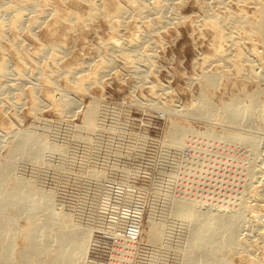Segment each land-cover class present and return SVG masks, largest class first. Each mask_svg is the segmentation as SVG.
Masks as SVG:
<instances>
[{
  "label": "rangeland",
  "instance_id": "rangeland-1",
  "mask_svg": "<svg viewBox=\"0 0 264 264\" xmlns=\"http://www.w3.org/2000/svg\"><path fill=\"white\" fill-rule=\"evenodd\" d=\"M2 1L3 3L5 2V0H0V5L3 4ZM51 1L56 3V4L53 3L54 5L52 4L51 8L57 7V10L63 13V15L64 13L68 12V9L74 7V4H72L71 0H64L67 2H64L63 0H62L63 2H61L60 0L59 2L57 0H54V1L51 0ZM167 1H166L167 9L165 8V10L162 13L157 14V16H154L155 14L153 15L156 19H160V18L163 19L164 17L165 19L163 20H167V22L164 23L163 26L162 24L154 25V27L157 26L155 28L153 27L152 30L154 32L150 31L153 34L151 33V36H150V33H146L145 38H144L146 42L150 41L148 42V46H150L149 44L151 43H152L151 45H154V43L156 44V47L155 45L153 46L154 47L153 53L155 55L153 54L152 60H154V62L151 61L147 65L146 63H141V65H139L140 63H136L132 66L130 64H126L121 58L117 57V59L115 58V60L112 62L111 67L107 69L108 71L104 73L103 77L101 78L102 80H100V83H96V84L94 83V81H92V75L90 74L91 75L90 77L89 71H86L85 73L83 72V74L78 73L77 75H75L77 81L78 79L84 77V80L86 79L85 83H88V85L92 83L89 85L88 87L89 89L85 87L84 91H83L84 87L82 89L76 88L75 83H72L73 85L70 84L71 85L70 87L68 85L69 81L65 77L66 74H63L64 76H62L60 73L61 75L60 76L59 74H57L59 72H56V73L51 72L59 76L55 77L56 81H52V82L50 81L49 83L45 82L44 77L38 76L35 74H34L35 76L31 74V76L27 77L26 78L27 81L25 83L18 81L19 78L15 75L14 72L12 74L15 76L10 74V75H7L8 77L6 76L5 78L0 77L2 78V80L0 79V82L1 81L4 82V80H6L5 83H7L6 84L7 88H5L3 91L0 92L1 93L0 94V134L2 133V135H0L1 136L0 137L1 138L0 139V170H1V165L5 161L9 153V150L11 148V138L12 137L5 135V132L9 131V128L12 130L36 129L38 131H41L43 127L44 128L46 127V129H50V130H46L44 131V133H47L50 137L53 135L51 138L52 139L56 138V140L60 143H67L66 146L68 147V150L70 152H68V155L67 154L64 155V157L66 156V158H64L63 155L60 156L59 157L60 162L57 160V162H59L61 166L60 165H58L59 167L57 165H55L56 167L55 166L50 167L49 165H45V166L42 165L43 167L40 165L34 166V164H31L32 162L23 160L21 162L20 161L18 162V165H20V167H18L17 172H20V174L26 178H29V176L32 177V175L37 174V176H33V177L37 180L36 182L38 186H43L47 190L55 191L56 199L58 200V203H61V202L64 203L63 204L64 207L62 205H59L60 207H63V209H67L68 207H76L80 209V212L78 213L82 217V220H83V217L84 219L88 218L87 219L88 221L86 223H85L86 220H83L85 224H87L89 221L92 220L89 223L94 228L93 229L94 231L92 232L91 238L89 239V241L91 242H90V247L88 248L87 253H86V259L87 261L89 260L93 262L94 264H143V263L145 264V262L149 261L148 259L149 256H147L148 255L147 252L153 247L154 248L161 247V244L155 241L156 237L154 238L153 223L151 222L152 220L150 221V219H151V215L153 214V212L151 211H154L156 209V207L154 208V206H157L156 204H158V199H159L158 196L161 195L160 192L158 193V185L161 183L160 181L164 180V179H161V176H162L161 170H162V166L165 167L166 163L168 164L175 163L178 166L177 171H176L177 177H175L177 181L174 179L175 180L174 181L175 183L173 185L174 188H172L173 196L175 197L179 196V198H185V199L186 198L197 199V200H201L204 202L209 201V202L215 203L216 205H222L225 202L224 199L226 198L225 199L226 203L223 205L224 206L229 205L231 207L234 206V204H229V203L227 204V201L229 200V198H227L226 196L232 195L233 197L235 194H237L236 193L237 191H234L238 189V186L236 185L243 184V181H240V183L238 182V178L240 174V177L244 179L245 178L244 175L245 173H247V170L245 168L244 169L246 171L242 169V167L248 166V163H246V157H247L246 149L247 148L245 146L236 144L235 142L231 143V142L225 141L228 144L227 145L223 141V139L222 140L220 139L221 141H219V138L215 139L211 137L212 138V141H211L210 140L211 138L207 137V135H204V134L208 132H212V133L215 132L221 135H226V134L228 135V133L237 132L235 133L236 135L242 134L243 136H248V135H251L252 133L254 134L255 132L259 131L258 132L259 134L256 133V135L260 137V134H261L260 139L261 138L263 139V140L261 139L262 140V144H261L262 154H263V155L261 154L262 156L261 158L263 160V162H261L263 163V165L261 164V167L264 168V133H263L264 130L251 129L250 127H247L246 125L242 126V124H244V121L241 119L237 121L236 123H229L226 120V117H223V115H220V117L222 116L220 118L219 114H216V113L212 117L211 116L209 118L203 117V119L201 116L199 117V115L196 116L195 114H193L194 112L191 113V111L196 112V110H198L196 105L193 104L195 103L197 94L199 92L198 90L200 89V86H199L200 81L195 79L196 76L199 79V74H200L199 72H201V69L204 70L207 68L206 71H215L216 68L218 69V67H220L219 66L220 64L219 65L218 63L214 64L213 61L212 63H208L209 61L211 62L212 59L207 61L206 62L207 64L205 63V59H204L205 55H206V58L208 56H211V54L213 53L214 43L212 41V32L210 31V29L206 27L203 28L202 25H199L200 20L202 19L201 14H203V11H202V8L199 2L201 0H180V1L179 0H171V1L167 0ZM207 1L209 3H213V0H211L212 2L209 0ZM148 2L152 3L153 0H148ZM80 7H83V10L85 8L84 10L85 14H84V11L81 14L86 15L87 5L81 4ZM228 7L231 9L236 8L235 4L233 3H230ZM252 8L253 7L248 6L244 9L245 11L251 13L253 10ZM3 9L10 11V9L12 8L9 7L7 9L6 8H3ZM3 9L0 6V11L2 13H3L2 11ZM1 12H0V16L2 15ZM153 16H150V18L155 19ZM197 16H198V19H197ZM134 17H137V16L133 14L131 15V18L130 16L127 17L125 20L126 21L125 23L127 24L125 25L128 27H122L124 29H121L120 33L116 34L117 36L119 35L121 36L123 34L121 38L120 36L117 37V38H120L121 41L123 40L126 41L130 39L133 40L136 38V36L139 38L138 34L143 33L142 30L145 27L144 26L145 24H143L141 22L142 20L140 21L139 18H134ZM128 18L131 20H129ZM150 18L148 17L146 20ZM61 19L62 20H60L59 22L60 23L63 22L64 24L63 23L55 24L54 29H56L55 31L57 33L55 34L57 35L55 36L56 38L55 40H57L56 42L60 41L59 43H61L65 48H67L68 53H69V54L65 53V56L63 59L64 62L63 60L60 62L61 71L63 69L65 72V70L72 68V67H76L77 65L83 62H88L87 65L92 66L96 62L100 61L102 57H99L98 54L103 56L104 51H105L104 49L105 47L104 48L101 47L102 48L101 49L100 46H102L103 43H105L106 41H109L110 37H112V35L114 34L110 29L109 22L102 16H99L97 17V20L96 19H94L95 21L92 20V23L88 22V26L78 23V24H75L74 27H71L72 25L69 26L67 19L66 20L64 19L66 23L64 22L63 18ZM135 19L137 20L139 19L138 22L139 23L141 22V23L139 24L138 22H136L137 20ZM182 19L183 20L185 19V20L183 21ZM195 22L196 24H193ZM47 23H50V21ZM134 26H136L137 28H135ZM45 28H46V25L44 27L43 26L40 27V29L39 28L36 29V32H33V34L35 33L34 36L31 35L32 32L29 34L28 30L27 31L25 30L24 33L22 34L24 36V39L25 40L27 39L25 43H26V46L28 47V52L27 51L25 52L28 54L24 52L25 54L23 56L26 58L20 61L21 63L26 62L27 64L25 65H29L28 66L29 68L28 67L27 68L30 69V71L32 72L35 66L37 65L34 63L35 60L33 59V56L34 55L36 56L37 55L36 50H38L39 47L41 48L42 46H44L45 43L47 42L46 40L47 37L45 35V32H46ZM70 29L72 30L74 29L75 31H72ZM132 30L134 31L132 32ZM6 45H9V44L6 43ZM244 45H245L244 48L247 49L246 43ZM260 45L261 44L257 43L256 45L257 50L263 53L264 47ZM8 47L9 46H7V48ZM9 54L10 56H13V58L15 57L14 55H16L13 52H10ZM262 55L264 59V53ZM43 59H44L43 61L46 62V64L52 63L50 60L48 61L49 58H47V60L45 58ZM14 60L15 61H12L13 64L15 63L14 66L16 65L17 62L20 63V61H16L15 58ZM92 61L94 63H92ZM203 61H204V64H203ZM262 62H264V60ZM62 63H64V65ZM208 64H211V65H208ZM222 64L221 66L223 67L224 71H221L222 74L221 73L219 74L220 70H218V74H219L218 80L220 79L221 80L217 82L218 84H216V87H215L216 89L214 88V97H213L214 104L213 105L216 109L214 108L213 110H222V107L224 105L238 98L241 99L240 100L241 104L244 103L245 105L250 102V99H248L249 97L251 98V97L257 96L258 99L260 98L259 100H262L264 98V93H262L264 92V81L263 82L259 80L257 81L255 78L254 79L251 78V76H247L246 78V76L242 77V75H237L233 70H230L231 69L230 67H225L226 64L225 65H222ZM142 65H144L143 66L144 68L139 67ZM62 66H64L65 69ZM224 67L226 68V70L229 69L231 73L229 72V70L225 71ZM263 67H264V63H261L260 65L257 64L255 66V71L259 72L261 71V68ZM48 70H51V69H48ZM85 75L87 76L85 77ZM135 75H138V77ZM140 76H143V79ZM12 77L15 80H13ZM6 78H9L10 81H8V79ZM193 79H195L196 82L193 81ZM16 81L18 82V84L16 83ZM53 82L56 83V85L53 84ZM30 86L37 88L38 96L41 100L43 99L44 106L42 105V107L40 108L36 106V109L34 108L33 102L28 96L30 94L29 92ZM68 88H71V89H68ZM75 88L78 89L79 91L76 90ZM73 89H75L76 91ZM259 91L260 93H258ZM47 93L51 94L52 96L54 95L55 98L53 100H57V101L61 99H66L64 98V95L66 94L69 100L75 101L77 105L76 104L74 105H76L77 107H74L75 110L71 109L70 112H66L68 114L61 113L62 114L61 115L58 112V110L55 109L56 107L54 108V106L49 103L50 99L52 100L53 97L51 96L52 98L50 97L49 101L46 100L47 97L49 98ZM155 93L157 96L154 95ZM59 94H62V96ZM252 94H255V95L252 96ZM259 94H262L263 96ZM7 95L11 98H9ZM58 97H60L61 99L60 98L58 99ZM167 100H169V102ZM92 103L97 104V109L96 111L92 112L90 116H88L87 112ZM173 103H175V105H173ZM164 104L171 105L174 110L164 111L163 110ZM13 105H16V106L13 107ZM155 105L157 106L155 107ZM189 107L191 108L189 109ZM194 107H196V109ZM182 109H185V110L187 109L188 113L190 114L186 113V111ZM191 109H195V110H191ZM72 110L74 111L72 112ZM172 111H173V114L170 113ZM182 111L186 114H184ZM88 118L91 119L90 120L91 122L89 121L91 125L88 123L89 126L87 124ZM258 120H259L258 118H255L254 120V123L256 125L259 123ZM238 122L240 124H237ZM175 124L179 126L183 125L184 127H190V128H193V132L194 130L196 131L195 133L193 132L187 133L188 135H186L184 139L186 141L184 143L185 145H183L184 149L181 147L179 148L180 150L179 149L176 150L173 146L172 147L170 146L171 145L169 141L170 131H172ZM247 128H249V131L250 130L252 131L249 132ZM54 131H56L57 133ZM80 133L82 136H85L86 138L88 137L90 139V142H91L90 145L92 148L87 147L86 145H84L85 144L84 142L79 141L80 139L76 135H79ZM199 134L202 138L199 137ZM214 139L218 140L219 143L218 141H215ZM62 140L65 142H63ZM167 142H169L170 145ZM167 144L169 145L170 148L167 146ZM219 145L221 146V149L219 148L220 147ZM229 145H232V146H229ZM94 146H96V149ZM109 146L112 148H110ZM194 146H195V149H194ZM223 146H226V148ZM71 149L73 151L75 150L74 153L76 152L75 153L76 156L75 155L73 156L75 157L74 159L71 154L72 153ZM93 149H95L96 151H93ZM206 149L208 151H206ZM97 150H98V153H97ZM115 152L118 155L115 154ZM82 155L83 156L92 155L94 158L98 156L95 159L96 162L94 158L92 157V159H90L91 163L90 162L86 163L87 164L86 167L90 168L92 167V165H94L93 162H95V164L98 162L96 164L97 166L95 165V167L96 168L99 167V169L102 168L101 175L100 177L98 176L97 178L95 177L94 180L91 179L89 182L93 181L100 188L94 184L95 186L92 185L91 187H88L89 189L87 190L89 191L83 190V189H86V188H83V182H86L89 179H87L86 177L87 172L85 169V164L83 165L84 162L82 161L81 163V160H80ZM61 157H62V162H61ZM225 157H228V158H225ZM239 158H241V160H239ZM216 159L218 160V163H221V164L223 163V164L222 165L218 164L216 162L217 161ZM262 160L260 159V161ZM67 163L68 165H66ZM235 165L238 167H236ZM67 166H70V168ZM211 166L217 167V169H214V173H213L214 167L211 168ZM36 167L38 168V171ZM39 167H40V170H39ZM68 168L71 170H68ZM111 169L114 171H112ZM240 170L241 171L243 170L242 172H244L243 173L244 175L242 174V172L241 173L239 172ZM38 172L40 173L38 174ZM234 173L236 174V176H234L235 175ZM216 174H219V175H216ZM39 175L41 178L39 177ZM203 176L205 179H207V181L205 180L206 182L204 181V178H202ZM263 176L264 174L263 175L261 174L260 179L264 180ZM207 177L208 178L211 177V179H208ZM95 180L98 182V184ZM210 180L211 181L213 180L212 181L213 183L210 182ZM63 182H65V184ZM222 182H225V183H222ZM99 183L102 184L101 185L102 187L100 186ZM228 183L230 185H228ZM204 185H206L205 188H203ZM76 187H78L79 189ZM199 188L201 190H199ZM242 188L244 189V187H241V189L239 188L238 191L243 190ZM155 190L157 192H155ZM208 191L210 192L209 196L211 198H214V200L213 199L207 200L204 198L206 195L208 196L207 194ZM97 193L100 196H98ZM82 196H84V198ZM207 196L206 198H208ZM62 197H65V199ZM73 198L75 199L73 200ZM220 199L223 201V203L221 202ZM69 200L72 202H70ZM101 200H102V203H101ZM94 201L97 203H95ZM153 202L156 203L154 206H153L154 204ZM126 203L128 204V206ZM90 205L92 207H90ZM234 207H236V205ZM91 208L93 209L91 210ZM124 209L127 212L128 211L129 212L128 213L125 212ZM123 212H125V214H123ZM99 215H103L104 217L103 216L100 217ZM75 217L76 215L73 218L76 219ZM122 217L125 220H123ZM95 221L96 223H93ZM122 222L124 223V225ZM120 224L122 227L117 226ZM96 225H99V226H96ZM100 227H102V229ZM150 241L151 243H149ZM116 251H119V252H116ZM142 253H145V254H142ZM235 259H234L235 263L239 262V259L237 256L235 257ZM166 264H173L171 257L167 260Z\"/></svg>",
  "mask_w": 264,
  "mask_h": 264
},
{
  "label": "bare ground",
  "instance_id": "bare-ground-1",
  "mask_svg": "<svg viewBox=\"0 0 264 264\" xmlns=\"http://www.w3.org/2000/svg\"><path fill=\"white\" fill-rule=\"evenodd\" d=\"M57 1L59 2V0H57ZM60 1L63 2L64 0L63 1L60 0ZM166 1L167 0H153L152 3H149L148 0H71L72 4H74V7L68 9V12L64 13V15H63V13H61L57 10V7L51 8L53 3L56 4L55 2H52L51 0H5L4 3L2 1L3 4L0 5L2 7V9L3 8L7 9L9 7H11L12 9H10V11L3 9L2 10L3 13L0 11L2 13V15L0 16V77L5 78L7 75H10V74L13 75L12 73L14 72L15 75L19 78L18 81L25 83L27 81L26 78L31 76V74H32L33 76L38 75V76L44 77L45 82L49 83L50 81L51 82L56 81L55 77L59 76L61 73L62 76H64L63 74H66L65 77L69 81L68 85L70 87H71L70 84L75 83L76 88L82 89L84 87L83 88V91H84L85 87L88 88L89 85L92 83H90L89 85H88V83H85L86 79L84 80V77L78 79V81H77L75 75H77L78 73L83 74V72L85 73L86 71H89V75L90 74L92 75V81H94V83L96 84V83H100V80H102L101 78L103 77L104 73L106 71H108L107 69L109 67H111L112 62L115 60V58L117 59V57L121 58L126 64H130L132 66L136 63H140L139 65H141V63H146V65H147L151 61L154 62V60H152L153 54H154L153 53L154 52L153 46L155 45V47H156V44L153 42L154 45H151L152 44L151 43V44H149L150 46H148V42H150V41L146 42L144 38H145L146 33H150V36H151L152 32H150V31H153L152 29H153L154 25H161L162 24V26H163V24L167 22V20H163V19H165L164 17H163V19L160 18L161 15L159 16L160 19H156L154 17V16H157V14L162 13L165 10V8L167 9ZM209 1H211V0H209ZM64 2H67V1H64ZM199 2H200V6L202 8L203 14H201L202 19L200 20V23L198 21L197 22L199 23V25H202L203 28L206 27V28L210 29V31L212 32V41L214 43L213 53L211 54V56H208L206 58V55H205V58L204 57L203 58L205 59V63L207 61H209L210 59H212L211 62L209 61L208 63H212V61H213L214 64L215 63L216 64L218 63V65L220 64L219 65L220 67H218V65H217L218 69L216 68L215 71H206L207 68L204 70L201 69V72H199L200 73L199 79L196 76L195 79L200 81V85H199L200 89L198 90L199 92L197 94V98L195 100V103H193V104L196 105L198 110H196V112L191 111V113L194 112L193 114H195L196 116L199 115V117L201 116L202 119H203V117H205V118H207V117L209 118L210 116L212 117L216 113V114H219V117H220V115H223V117H226V120L229 123H236L237 121H239L241 119L244 121V124H242V126L246 125L247 127H250L251 129L264 130V98L263 97H262L263 98L262 100H259L260 98L258 99L257 96H254L251 98L249 97L248 99H250V102L246 105L244 103L241 104V101H240L241 99L238 98L239 100L238 99L235 100L233 98L234 100L232 102L224 105L222 107V110H213L215 108L213 105L214 104L213 103L214 88L216 87V84H218L217 82L221 80V79L218 80L219 74L221 73V71H224L223 67L221 66L222 63H223L222 65L226 64L225 67H230L231 68L230 70H233L237 75H242V77L246 76V78H247V76H251V78H253V79L255 78L257 81L258 80L262 81V82L264 81V67L261 68V71H259V72L255 71V66L257 64L260 65L261 63H264V62H262L264 60L263 55H262L264 52L263 53H261V51L259 52L257 50V47H256L257 43L261 44L264 47V0H213V3H209L207 0H201ZM228 2L235 4L236 8L235 9L229 8L228 6L230 3H228ZM81 4L87 5V7H88V8L86 7V9H87L86 15L81 14L85 10V8L83 10V7H80ZM248 6L253 7L252 8L253 10L251 13L245 11V9H244ZM62 9H63V7H62ZM84 14H85V11H84ZM133 14L135 16H137L134 18H139L140 21L142 20L141 22L143 24H145L144 25L145 27L142 30L143 33L138 34L139 38L136 36V38H137V39L135 38L136 40L130 39V40H126V41H124V40L121 41L120 38L123 34L121 36L119 35L120 38H117L119 36H117L116 34H119L121 29H124L122 27H128L125 25V24H127V23H125L126 22L125 20L129 16L131 18V15H133ZM99 16H102L103 18H105L109 22L110 29L114 33L112 35V37H110V40L108 39L109 41L105 40L106 42L103 43L102 46H100V48L105 47L104 48L105 49L104 55L101 56L100 54H98L99 57H102V59L100 58L101 59L100 61L96 62L92 66L90 65L91 67L89 65H87L88 62H83L79 65H77L78 64L77 63L76 67H72L69 69L66 68L67 70H65V72L63 69L61 71V66H60L61 63L60 62L64 59L65 53L66 54L68 53V49L65 48L61 43H59L60 41L56 42L57 40H55L56 39L55 36H57V35H55V34H57V33L55 31L56 29H54L55 24L56 23H59V24L63 23V22H61V23L59 22L60 20H62L61 18H63V20L67 19L69 26L72 25L71 27H74L75 24H78V23H81L83 25L88 26V22L92 23V20H94V19L97 20V17H99ZM150 16H153L155 19H151ZM50 17H51V19H50ZM148 17L150 19L146 20ZM48 19H50V20H48ZM139 19L138 20L135 19V20H137L136 22H138ZM178 19H180V18H178ZM185 19H187V18H185ZM197 19H198V16H197ZM65 20H64V22H65ZM129 20H131V19H129ZM49 21H50V23H47ZM143 24H141V25H143ZM193 24H196V22ZM45 25H46L45 35L47 37V39H46L47 42L46 43L44 42L45 45L42 46L41 48L40 47H39V49L36 48V49H38V50H36L37 55L36 56L34 55L33 59L35 60L34 63L37 65L35 66V68L32 72V71H30V69H28L29 65H25V64H27L26 62L21 63V61L26 58L23 56L26 53L25 51L28 52V47L26 46V43H25L27 39L25 40L24 36L22 34L24 33L25 30L26 31L28 30L29 34L32 32L31 35L34 36L35 33L33 34V32H36V29H38V28L40 29V27H42V26L44 27ZM79 26H81V25H79ZM58 27H56V28H58ZM134 27L137 28L136 26H134ZM155 27H157V26H155ZM139 28H141V27H139ZM74 29L73 30L70 29V30L75 31ZM66 30H68V29H66ZM133 31L134 30H132V32ZM159 36H160V34H159ZM6 43L9 45H6ZM245 43L247 45V47H246L247 49L244 48ZM157 44H158V42H157ZM7 46H9L8 47L9 49L7 48ZM39 46H41V45H39ZM10 52H13L14 54H16V55H14L15 56L14 58L16 59V61L21 60L20 63L17 62L16 65L14 66L15 63L13 64L12 61H15V60H14L13 56H10V54H9ZM26 54H28V53H26ZM40 58H42V59H40ZM43 58H45L46 60H47V58H49L48 61L50 60L52 63H49V64L47 63L48 64V66H47L46 62L43 61L44 60ZM34 60H32V61H34ZM93 61H92V63H94ZM63 62H64V60H63ZM62 64L64 65V63H62ZM203 64H204V61H203ZM208 65H211V64H208ZM143 66L144 65L139 66V67L141 68ZM62 67L64 68V66H62ZM135 67H136V65H135ZM48 69H51V70H48ZM218 70H220L219 74H218ZM228 70H226V68H225V71H228ZM230 70H229V72H230ZM51 72H54V73L59 72V73H57L59 75L53 74ZM15 75H13V76H15ZM91 75H90V77H91ZM53 76H54V78H53ZM86 76L87 75H85V77ZM135 76L138 77V75H135ZM37 77H36V79H37ZM140 77H142V79H143V76H140ZM192 78H193V76H192ZM0 79L2 80V78H0ZM6 79H8V81H10L9 78H6ZM12 79H13V77H12ZM195 79H193V81H195ZM13 80H15V79H13ZM64 80H65V78H64ZM5 81L6 80H4V82H2V81L0 82V92L3 91L5 88H7L6 87L7 83H5ZM30 81H32V80H30ZM68 81H66V82H68ZM199 81H197V82H199ZM13 82H15V81H13ZM16 83L18 84L17 81H16ZM45 84H47V83H45ZM53 84L56 85V83H54V82H53ZM72 88H73V86H72ZM150 88H151V86H150ZM8 89H10V88H8ZM68 89H71V88H68ZM75 89H73V90H75ZM78 89H76V90H78ZM37 91H38L37 88L31 87V86L29 87L30 94L28 96L32 100L33 106L35 109H36V106L38 108L42 107V105L44 106V104H43L44 101H43V99L41 100L39 98ZM87 92H88V90H87ZM20 93H22V92H20ZM55 93H56V91H55ZM258 93H260V91ZM262 93H264V92H262ZM47 94H48L49 98L47 97V99L46 98L45 99L47 101H49V99L52 95L49 93H47ZM53 94H54V92H53ZM59 95L62 96V94H59ZM65 95H64V98H66V99H61L60 97H58V99L59 98L61 99L59 101L53 100L55 98V96L53 95L52 96L53 98L51 97L52 100L50 99V101H49V103L51 105H53L54 108L56 107L55 109H57L60 114L70 112L71 109H74V107H77L76 106L77 104L75 103V101L69 100L67 98V95H66V97H65ZM148 95H150V94H148ZM154 95H156V93ZM253 95H255V94H252V96ZM259 95H262V94H259ZM68 97H70V96H68ZM193 97H195V96H193ZM9 98H11V97H9ZM16 101H18V100H16ZM167 101L169 102V100H167ZM74 104H76V105H74ZM170 104H171V102H170ZM157 105H155V107ZM165 105L166 104H164V107H163L164 111L165 110H174L171 105H166V106ZM173 105H175V103H173ZM192 105H191V107H192ZM14 106H16V105H13V107ZM149 106H151V105H149ZM160 106H161V104H160ZM191 107H189V109ZM196 107H194V108L196 109ZM96 109H97V104L92 103L88 109V112H87L88 116H90L92 112L96 111ZM187 109L186 110L182 109V110H185L186 113H188ZM195 109H191V110H195ZM74 110H72V112ZM170 113L173 114V111ZM186 113H184V114H186ZM66 114H68V113H66ZM180 114H182V113H180ZM188 114H190V113H188ZM64 116H65V114H64ZM182 117H183V115H182ZM255 118L259 119L258 120L259 123L257 122L258 123L257 125L254 123ZM90 120L91 119L88 118L87 124L89 123ZM227 121H225V122H227ZM59 124H60V122H59ZM89 124H88V126H89ZM237 124H240V123L238 122ZM182 126H179L176 124L174 125L172 131H170L169 141H170L171 145L169 144V142H167L171 147L173 146L176 150H178L181 147L184 149L183 145H185L184 143L186 142L184 140L185 136L188 135L187 133L193 132V128L184 127V126L182 127ZM90 129H91V127H90ZM243 129H245V128H243ZM247 129L249 131V128H247ZM46 130H50V129H46V127L45 128L43 127V129H41V131H38L36 129L12 130L9 128V131L5 132V135L11 136L12 138H11V148H10V150L8 149L9 153L7 152L8 155H7L6 159L4 158L5 161L1 165V170H0V264H94L93 262H91L89 260L87 261V259H86V253H87L88 248L90 247V242H91V241H89V239L91 238V234L94 231L93 230L94 228L89 223L92 220L89 221L87 224H85L88 221L87 220L88 218L84 219V217H83V220H86L84 223V221L82 220V217L78 213V212H80V209H78L76 207H68V208L66 207L67 209H63L64 203L63 202L58 203V200L56 199L55 191L47 190L43 186H38V184L36 182L37 180L33 177V176H37V174L32 175V177L29 176V178H26L23 175H21L20 172H17L18 167H20V165H18L19 161L20 162L23 160L28 161V162L30 161V162H32L31 164H34V166L49 165L51 167V166H55V165H57V166L60 165V163H59L60 162L59 161L60 156L63 155V157H64L65 154L68 155V152H70V151L68 150V147L66 146L67 143H60L56 140V138L52 139L51 138L53 136L52 134H51L52 136L50 137L47 133H44V131H46ZM86 130H88V129H86ZM250 131H252V130H250ZM253 131H255V130H253ZM54 132H56V131H54ZM195 132L196 131L194 130L193 133H195ZM223 132H225V131H223ZM258 132H255L254 134L252 133L253 135L251 134L248 136H243L242 134L236 135L235 133H237V132L228 133V135L227 134L221 135V134H217L215 132L214 133H212V132L206 133L205 132L206 134L203 133L204 135H207V137H210V138L212 137L215 139L219 138V141H221L223 139L224 142L225 141L231 142V143L235 142L236 144L245 146L247 148L246 149L247 157L246 156L245 157H246V163H248V166L247 167L241 166L243 170H245V169L247 170V173H245V175H244L243 174L244 172H242L243 170L242 171L240 170L239 172L240 173L242 172V174L245 176V178L242 179V177H240V174H239V178L237 177L238 182L240 183V181H243V184L242 185H236L234 183L236 186H238V189L234 190V191H237L236 192L237 194H235L233 197H232V195H230L231 196L230 197V196H226L224 194L227 198H229V200L227 201V204L228 203L234 204V206L236 205V207H234V206L231 207L229 205L224 206L223 204L226 203L225 197H224L225 198L224 203L220 199L221 202L223 203L222 205H216L215 203L209 202V201L204 202V201L197 200V199H190V198L185 199V198H179V196H176V197L173 196L172 195V188H174L173 185L175 183L174 181L176 180L175 177H177L176 171H177L178 166L175 163H172V164L166 163L167 165L165 164V167L162 166L161 179H164V180L160 181L161 183L158 185V193L160 192L161 195L158 196V198H159L158 204L153 202L154 203L153 206L156 204L158 207L154 206V208L156 207V209L154 211H151V212H153V214L150 213V214H152L150 221L152 220L151 222L153 223L154 238L156 237L155 241L160 243L161 247L160 248H156V247L151 248L150 247L151 249L147 252V254H148L147 256H149V258H148L149 261L147 260L148 262H145V264H166L167 260L170 257L172 258L173 264H264V219H263L264 218V180L260 179V175L264 174L263 173L264 168L261 167V164L263 165V163H261V162H263V160L261 158L262 157L261 156V154H262L261 144H262L263 139L262 138H261L262 140L260 139L261 134H260V137L258 135H256V133H258ZM263 133H264V131H263ZM0 135H2V133ZM76 136L79 137V139H80L79 141H82L85 143L84 145H86L89 148L91 147V145H90L91 142H90V139L88 137L86 138L85 136H82L81 133L79 135H76ZM199 137H201L200 134H199ZM119 138H121V137H119ZM212 138L210 139L211 141H212ZM2 139H3V137H2ZM57 139H58V137H57ZM215 141H218V140H215ZM219 141H218V143H219ZM63 142H65V141H63ZM121 144H123V143H121ZM168 144H167V146L169 147ZM226 144H224V145H226ZM232 145H229V146H232ZM167 146H166V148H167ZM213 146H214V144H213ZM94 147L96 149V146H94ZM223 147L226 148V146H223ZM110 148H112V147H110ZM219 148L221 149V146ZM95 149H93V151H96ZM194 149H195V146H194ZM122 150H123V148H122ZM71 151H72L71 154L73 157L76 152L74 153L75 150L73 151L72 149H71ZM76 151H77V149H76ZM206 151H208V150L206 149ZM222 151H223V149H222ZM116 152H115V154H117ZM216 152H217V150H216ZM97 153H98V150H97ZM211 153H212V151H211ZM120 154H122V153H120ZM69 155H70V153H69ZM86 155L85 156L82 155V157L80 159L81 163L83 161L84 162L83 165L85 164V169L87 172L86 177H87V179H89L88 181L83 182V188H86V189H83L80 186L83 190L89 189L88 187H91L92 185L95 186L96 184L93 181L92 182H89V181L91 179L94 180L95 177L97 178V176L100 177L101 171H102L101 170L102 168L99 169V167H97V168L95 167V165L98 163L97 162L95 164V162H96L95 159L98 156H96L94 158L92 155H89V156H86ZM220 155H221V153H220ZM92 157L95 160V162H93L94 165H92V167H90V168H87L86 163H89L90 159H92ZM216 157H217V155H216ZM64 158H66V156ZM74 158L75 157H73V159ZM225 158H228V157H225ZM260 159L262 161H260ZM57 160L59 162H57ZM239 160H241V158H239ZM221 161H222V159H221ZM61 162H62V157H61ZM70 162H69V164H70ZM216 162L218 163V160ZM226 163H228V162H226ZM218 164H221V163H218ZM66 165H68V163ZM67 167L70 168V166H67ZM67 167H65V168H67ZM115 167H116V165H115ZM236 167H238V166H236ZM69 168H68V170H71ZM211 168H213V173H214V169H217V167H215V166H211ZM36 169L38 171L37 167H36ZM55 169H57V168H55ZM39 170H40V167H39ZM218 170H220V169H218ZM60 171H61V169H60ZM112 171H114V170H112ZM234 172H236V171H234ZM39 173L40 172H38V174ZM104 174H106V173H104ZM216 175H219V174H216ZM196 176H198V175H196ZM234 176H236V174ZM39 177H40V175H39ZM101 178H103V177H101ZM202 178H204V176ZM208 179H211V177ZM205 180L207 181V179L204 178V181ZM101 181H102V179H101ZM212 181L210 180V182H212ZM208 182H209V180H208ZM238 182H237V184H238ZM63 183L65 184V182H63ZM222 183H225V182H222ZM97 184H98V182H97ZM99 184H100V186L102 185L101 183H99ZM81 185H82V183H81ZM228 185H230V184L228 183ZM96 186H98V185H96ZM205 186L206 185H204L203 188H205ZM207 186H209V185H207ZM210 186H211V184H210ZM240 186L244 187V189L242 188L243 190L238 191L239 188L241 189ZM78 187H79V185H78ZM78 187H76V188H78ZM231 189H233V188H231ZM199 190H201V189L199 188ZM87 191H89V190H87ZM93 192H94V190H93ZM155 192H157V191L155 190ZM209 193L210 192L208 191L207 192L208 196L207 195L206 196L210 199L206 198V196L204 198L207 200H212V199L214 200V198H211L209 196ZM95 195H96V193H95ZM97 195L100 196L98 193H97ZM197 195H199V194H197ZM203 196H202V198H203ZM65 197H62V198L65 199ZM82 197L84 198V196H82ZM83 198H82V200H83ZM74 199L75 198H73V200ZM98 199H99V197H98ZM101 199H103V198H101ZM232 199H233V201H232ZM125 201H127V200H125ZM70 202H72V201H70ZM74 202H76V201H74ZM128 202H129V200H128ZM95 203H97V202H95ZM101 203H102V200H101ZM57 205H58V207H57ZM59 205H62L63 207H60ZM127 206H128V204H127ZM90 207H92V206L90 205ZM93 208H95V207H93ZM93 208H91V210ZM103 209H105V208H103ZM81 211H82V209H81ZM125 212H127V211L125 210ZM125 212H123V214H125ZM100 214H102V213H100ZM75 215H76V217H75L76 219L73 218ZM99 216L101 217L103 215H99ZM122 219H123V217H122ZM123 220H125V219H123ZM93 223H96V221ZM123 225H124V223H123ZM96 226H99V225H96ZM117 226H121V224L117 225ZM100 228L102 229V227H100ZM151 239H153V238H151ZM149 243H151V241ZM116 252H119V251H116ZM142 254H145V253H142ZM236 256L239 259V262H237V263L234 262V259ZM145 260H143V261H145ZM235 261H236V259H235Z\"/></svg>",
  "mask_w": 264,
  "mask_h": 264
}]
</instances>
